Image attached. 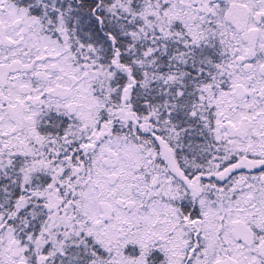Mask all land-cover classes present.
Segmentation results:
<instances>
[{
    "label": "snow or ice",
    "instance_id": "1",
    "mask_svg": "<svg viewBox=\"0 0 264 264\" xmlns=\"http://www.w3.org/2000/svg\"><path fill=\"white\" fill-rule=\"evenodd\" d=\"M0 264H264V0H0Z\"/></svg>",
    "mask_w": 264,
    "mask_h": 264
}]
</instances>
